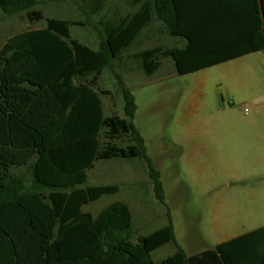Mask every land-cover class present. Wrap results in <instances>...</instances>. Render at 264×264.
Wrapping results in <instances>:
<instances>
[{
	"label": "trees",
	"instance_id": "1",
	"mask_svg": "<svg viewBox=\"0 0 264 264\" xmlns=\"http://www.w3.org/2000/svg\"><path fill=\"white\" fill-rule=\"evenodd\" d=\"M131 1L139 5L135 13L97 24L98 50L71 37L70 26L85 23L49 18L45 29L11 36L0 51V264H232L230 245L242 237L189 256L171 220L135 242L127 203L115 202L97 217L84 212L119 191L86 186L87 172L99 160L140 157L156 199L166 205L161 174L133 124L134 96L116 75L125 117H105L100 78L154 18L184 46L134 54L148 76L163 58L182 76L264 52V0ZM94 2L97 15L104 1ZM39 3L0 0V8L8 16L26 12L33 23L45 19L34 10ZM20 169L26 171L19 175ZM169 243L176 251L155 262L151 254Z\"/></svg>",
	"mask_w": 264,
	"mask_h": 264
},
{
	"label": "rangeland",
	"instance_id": "2",
	"mask_svg": "<svg viewBox=\"0 0 264 264\" xmlns=\"http://www.w3.org/2000/svg\"><path fill=\"white\" fill-rule=\"evenodd\" d=\"M103 1L104 8L95 15L94 0H40L34 10L42 11L45 19L33 23L26 12L8 16L0 8V48L11 35L44 28L52 18L85 23L71 25V37L98 50L100 20H118L139 9L131 0ZM183 46L154 18L99 81L107 116L125 117L116 75L134 96L133 124L161 174L166 205L156 199L139 157L96 161L86 186L116 185L119 191L84 211L97 217L115 202L127 203L134 216L135 242L171 220L176 243L193 255L244 232L250 220L264 218V52L182 76L170 58H163L150 76L132 58L157 47ZM175 251L174 243H169L151 257L159 262Z\"/></svg>",
	"mask_w": 264,
	"mask_h": 264
},
{
	"label": "crops",
	"instance_id": "3",
	"mask_svg": "<svg viewBox=\"0 0 264 264\" xmlns=\"http://www.w3.org/2000/svg\"><path fill=\"white\" fill-rule=\"evenodd\" d=\"M119 19H121L120 16H119ZM45 28L46 27L41 28V29H30V30H42ZM26 31H28V30H26ZM26 31H23V32H26ZM23 32H19V33L14 34V35H18V34H21ZM14 35H11V36H14ZM10 37H8L1 44L0 51H1L2 47L4 46V44L6 43V41ZM101 102H102V106H103L104 116L108 117L106 115L105 104H104V101L102 99V95H101ZM25 171H26L25 169H20L17 171V174L21 175ZM88 172H89V170H88ZM83 211H84V208H83ZM84 212H86V211H84ZM133 221H134V216H133ZM134 225H135V223H134ZM240 237L243 238L242 241H236L235 243H232V245H230V254L232 257V259H231L232 264H264V218L256 217L255 219L250 220L248 225H247V228L244 232L236 234L234 236H231L230 238H228V240H226L222 243L231 242L233 240H237ZM222 243H220V244H222ZM213 249H215V247L203 250L201 252L213 250ZM201 252H198V253H201ZM198 253H195V254H198ZM189 256H191V255H189Z\"/></svg>",
	"mask_w": 264,
	"mask_h": 264
}]
</instances>
